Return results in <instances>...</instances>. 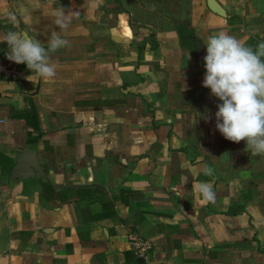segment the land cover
Wrapping results in <instances>:
<instances>
[{"label":"crops","instance_id":"crops-1","mask_svg":"<svg viewBox=\"0 0 264 264\" xmlns=\"http://www.w3.org/2000/svg\"><path fill=\"white\" fill-rule=\"evenodd\" d=\"M59 7L56 75L0 81V264H264V154L222 136L202 85L204 41L255 47L264 0H0V49L47 44Z\"/></svg>","mask_w":264,"mask_h":264},{"label":"clouds","instance_id":"clouds-1","mask_svg":"<svg viewBox=\"0 0 264 264\" xmlns=\"http://www.w3.org/2000/svg\"><path fill=\"white\" fill-rule=\"evenodd\" d=\"M154 10V6H153ZM52 23L59 31H52L47 44L27 31H8L4 43L9 48L7 59L16 64H26L31 72L42 78L56 75V65L51 56L70 46L63 35L70 27V13L62 7L52 12ZM13 20L16 18L13 16ZM206 55L203 57L205 75L202 85L221 103L216 105L215 127L229 141L246 142V151L253 155L264 154V40L255 47L247 46L235 36L218 32L204 41ZM183 90H187L186 83ZM211 119V116L206 117ZM205 176H213L210 166L203 169ZM197 191L203 199L213 202L216 193L209 182H201Z\"/></svg>","mask_w":264,"mask_h":264},{"label":"built area","instance_id":"built-area-1","mask_svg":"<svg viewBox=\"0 0 264 264\" xmlns=\"http://www.w3.org/2000/svg\"><path fill=\"white\" fill-rule=\"evenodd\" d=\"M9 49H0V81L18 82L22 80L25 76L24 64H16L13 61L7 59L6 54H8ZM4 120H0L3 123ZM134 243L139 248L137 240L134 238ZM147 248L140 247L139 255L144 257L146 255Z\"/></svg>","mask_w":264,"mask_h":264},{"label":"water","instance_id":"water-1","mask_svg":"<svg viewBox=\"0 0 264 264\" xmlns=\"http://www.w3.org/2000/svg\"><path fill=\"white\" fill-rule=\"evenodd\" d=\"M202 51V50H201ZM18 162L19 163H25L28 162L30 164V167L33 168V172L35 173L36 171L40 172V168L38 166L36 156L32 154L31 152H25L24 154L20 155L18 157ZM20 165V164H19ZM25 166H19L18 170L21 171ZM28 173V170L24 168V172L22 175Z\"/></svg>","mask_w":264,"mask_h":264}]
</instances>
